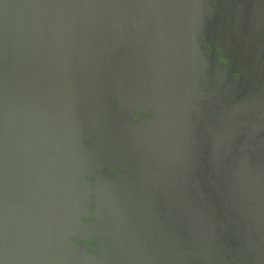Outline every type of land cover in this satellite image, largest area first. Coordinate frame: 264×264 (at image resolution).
Here are the masks:
<instances>
[{"label":"water","instance_id":"1","mask_svg":"<svg viewBox=\"0 0 264 264\" xmlns=\"http://www.w3.org/2000/svg\"><path fill=\"white\" fill-rule=\"evenodd\" d=\"M240 6L0 0V264H264Z\"/></svg>","mask_w":264,"mask_h":264},{"label":"flooded vegetation","instance_id":"2","mask_svg":"<svg viewBox=\"0 0 264 264\" xmlns=\"http://www.w3.org/2000/svg\"><path fill=\"white\" fill-rule=\"evenodd\" d=\"M240 3L241 24L236 43L243 56L244 70L264 85V0H240Z\"/></svg>","mask_w":264,"mask_h":264}]
</instances>
